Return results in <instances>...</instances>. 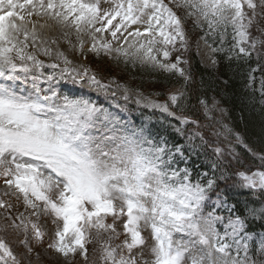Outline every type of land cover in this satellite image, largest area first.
<instances>
[{"label":"snow or ice","instance_id":"snow-or-ice-1","mask_svg":"<svg viewBox=\"0 0 264 264\" xmlns=\"http://www.w3.org/2000/svg\"><path fill=\"white\" fill-rule=\"evenodd\" d=\"M32 16L74 30L82 53L87 38V52L176 79L163 102L142 93L134 102L175 120L169 127L182 142L124 115L132 111L127 86L117 84L121 104L115 80L71 66L64 52L46 65L39 55L51 50L40 48L47 41ZM188 21L213 53L248 68L245 87L264 101V0H0V209L7 221L0 232L22 237L28 253L48 234V248L69 264L77 252L87 262L86 245L94 242L101 264H138L134 249L139 264H264V231L248 230L249 218L264 222V154L235 134L260 160L253 169L231 142L224 147L205 137L212 125L199 114L215 121L213 112L223 110L190 92L188 61L173 58L188 49ZM84 89L102 93L109 106ZM238 189L260 206L246 203L242 211L231 203L228 193ZM13 200L24 211L13 215ZM120 221L125 240L113 245ZM0 264H23L2 236Z\"/></svg>","mask_w":264,"mask_h":264},{"label":"trees","instance_id":"trees-1","mask_svg":"<svg viewBox=\"0 0 264 264\" xmlns=\"http://www.w3.org/2000/svg\"><path fill=\"white\" fill-rule=\"evenodd\" d=\"M255 30L256 28L254 26L252 29L253 34ZM203 35V33H200L197 37H202ZM194 46L195 39H193V36H188V49L185 56L188 63L185 67L190 71L192 77L188 83L190 92L205 96L210 102L213 99L218 101V108L223 111H214V117H217L224 124H227L232 129L233 134L238 133L244 142L254 151L264 154V103L258 91L253 93L245 87L248 68L240 62L226 60L222 55H216L218 60L216 69L205 67L196 55ZM96 58L97 61L94 65L99 72L110 76H112L113 72H117L119 75L117 76L118 79L130 82L135 88L144 92L149 90V86H154L156 88H162L163 90L160 92L165 91L167 93L169 89L178 84L176 79L168 78L166 74L151 72L147 69H140L139 67L135 69L125 68L122 64L118 66L114 60L104 55H99ZM252 63L254 66L255 61ZM257 76H259V73H257ZM199 115L202 123L212 125L211 121H207L204 118L202 112ZM139 116L140 118H144L145 115L140 113ZM215 131L217 130L213 129V126L203 129L206 138ZM166 134L169 139L174 138L177 142H182L176 134L171 132H167ZM219 140L221 142L224 141L222 137ZM236 150L240 153V157L244 161L256 165L254 169L260 167L258 166L257 160L246 149L237 146ZM192 159L193 161H197L194 157ZM199 162L203 163L201 161ZM221 187H224L222 182ZM228 195L230 202L237 203L242 211L246 203H249L253 207L260 206V203H253L250 194L246 190L235 193L229 192ZM4 219V216L0 217V223L5 222ZM248 230L257 234L260 233L264 231V222L249 218ZM0 236L10 242L13 251L22 258L23 264H52L51 261L41 257L37 253L28 254L23 244L20 243L22 237L9 235L8 232H0ZM90 247H88L91 249L88 261L83 263V261L81 262L79 260V264H101L98 253L94 257L92 252V249L99 248V245L93 243Z\"/></svg>","mask_w":264,"mask_h":264},{"label":"rangeland","instance_id":"rangeland-1","mask_svg":"<svg viewBox=\"0 0 264 264\" xmlns=\"http://www.w3.org/2000/svg\"><path fill=\"white\" fill-rule=\"evenodd\" d=\"M166 2H167V0H166ZM30 19L33 23H35L36 32L40 36V38L47 41L46 44L40 45V48L47 47L51 50V56L39 55V59L43 60L46 65L53 63V62H58V60L56 58L57 52H59V51L64 52L65 55H67L69 57V59H71L73 61V65H71V66H76V67H79L81 65L87 66L88 68L91 69L92 72H95L97 74L98 78L105 80V82L115 80L116 83L111 84V89L116 91V97H114V99L118 100L121 104H124L125 101L120 99V94L122 92V89L117 88V84L127 86L131 90L129 95H131L133 97L132 100L127 102L128 107L132 108V111L130 112V114H137L139 112L141 113V112L146 111L147 116L145 118H139L138 117L137 121L139 123L141 121H146V122H148L150 127H155L158 131H162L165 133L171 132V133L175 134L172 131V129L169 127V123H172V122H170V118L168 120H163L162 114L160 112H158L156 110L144 108V107H137V105L134 102L137 93H142L144 96H150L152 99H155L159 102H163L166 99V93H165V91L160 92L161 90H163L162 88H156L154 86H149V90L144 92L140 89L135 88V86L133 84H130V82H126L125 80L122 81L121 79H118L117 76H119V75L117 74V72H113L112 76L105 75L102 72H99L98 69L94 65L95 62L97 61V58H96L97 55L92 54L90 52H87V48H88L87 38H85V52L82 53L79 51V44H78L74 30L63 29L59 25L55 24L54 21L48 20L46 17L32 16ZM41 25H44V27H41ZM31 26L32 25L29 24L30 28H31ZM260 27H264V21L260 22ZM186 31H187L188 36H193V39H195V46H194L195 52H196V55L198 56V58L200 59V61L202 62V64L205 67H208L210 69H216L218 63L216 65H213L212 59L216 58L217 54H215L211 51V49L208 46V43H206L204 39H202L201 37H197L198 34L200 35V33H203V32L199 28L194 27L192 25L191 21L187 22ZM65 32L68 33L67 36H65V34H64ZM254 35H260V33L255 30ZM52 40H56L57 43H55V44L51 43ZM69 41L71 43H69ZM38 43H39V41H38ZM209 43H211V41H209ZM72 45H75V47H72ZM30 50L39 51V49H30ZM84 55H87L88 59H84L83 58ZM101 55H103V54H101ZM176 55H181L185 59L186 51H182L180 53H173V58H175ZM45 71L46 72L50 71V69L46 68ZM68 87H71V86H66V90ZM83 91L88 92V94L92 100L99 101L101 103H104L105 106H109L110 100H105L102 93H97L95 91H89L88 89H84ZM153 93H155L156 95H152ZM262 102L264 103V101H262ZM124 115L128 118L127 113H124ZM149 117L151 118L150 120L148 119ZM211 123H212L213 129L219 131L220 133H222V135H220L219 137L210 135L208 137L209 139H212V140L220 143L221 146H224V147H227L229 142H231V144L234 145L235 148L237 146L241 147V144L236 142L235 134L232 133V129L227 124H224L221 120L217 119V117L215 118V121H211ZM225 125L227 126L226 129H225V127H223ZM228 130H231V131H228ZM221 137L224 139L223 142H221L219 140V138H221ZM180 139L182 141L181 137H180ZM193 157L196 160L198 159L196 156H193ZM253 158H255L257 160V163L259 164L258 166H260V163H261L260 160L256 157H253ZM199 161L203 162L202 156L199 157ZM244 162H245V166H250L253 169L256 167V165L249 164L246 161H244ZM2 188H3V184H2V182H0V189H2ZM240 191H242V190L238 189V190L231 191V192L235 193V192H240ZM251 199L253 200V203L254 202L260 203L259 200H254V198L252 196H251ZM12 203L14 204V208L12 209L13 215H15V213L17 211H21V212L24 211V207H23L22 202H17L15 200H13ZM3 216H4V210L0 209V217H3ZM4 221L5 222H2V223H7V221L5 219H4ZM107 222H109V223L112 222L110 217H109ZM122 224H123V221H120L117 224V231L119 233H121V235L119 236L118 239L112 240L111 243L113 245H120L125 240V236L123 234ZM45 227L50 228L51 226L45 225ZM144 235L147 237L148 231H145ZM49 239H50V236L48 234H46L43 243L32 242L33 251L31 253H28V254L37 253L41 257H44L47 260L51 261L52 264H69L68 258L63 257L62 254L57 253L54 250L48 248ZM149 243H151L150 239H149ZM91 245L92 244H88V245H86V247L88 248ZM95 245H99V244L95 243ZM90 250L91 249H89V252H90ZM118 251H120V250L118 249ZM124 255H128L126 250H124ZM132 255L137 259L138 264H139V262L142 261L139 249H134L132 252ZM144 258H148V257L145 256ZM79 260L81 262L83 261V263L85 262L84 259L79 254V252H77L76 256L72 259L71 264H79Z\"/></svg>","mask_w":264,"mask_h":264}]
</instances>
